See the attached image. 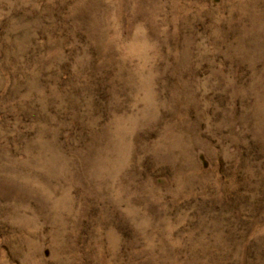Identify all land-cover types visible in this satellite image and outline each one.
<instances>
[{"label": "rangeland", "instance_id": "obj_1", "mask_svg": "<svg viewBox=\"0 0 264 264\" xmlns=\"http://www.w3.org/2000/svg\"><path fill=\"white\" fill-rule=\"evenodd\" d=\"M0 264H264V0H0Z\"/></svg>", "mask_w": 264, "mask_h": 264}]
</instances>
